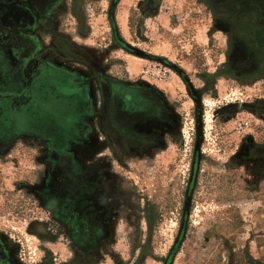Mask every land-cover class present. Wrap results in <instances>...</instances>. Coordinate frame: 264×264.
Segmentation results:
<instances>
[{
  "label": "rangeland",
  "instance_id": "1",
  "mask_svg": "<svg viewBox=\"0 0 264 264\" xmlns=\"http://www.w3.org/2000/svg\"><path fill=\"white\" fill-rule=\"evenodd\" d=\"M252 1L0 0V264H264Z\"/></svg>",
  "mask_w": 264,
  "mask_h": 264
},
{
  "label": "trees",
  "instance_id": "2",
  "mask_svg": "<svg viewBox=\"0 0 264 264\" xmlns=\"http://www.w3.org/2000/svg\"><path fill=\"white\" fill-rule=\"evenodd\" d=\"M263 0H253L251 3H249L248 5V14L247 15H243L241 17V20L245 21V20H251L252 21V25L254 27V31L256 33L257 36H263L264 35V5L261 6ZM229 11H232L231 14L234 13V16L237 15V13L240 14H244V11L242 10L241 12L239 11H235L232 10L231 8L229 9ZM237 20V18H236ZM261 44H264V42H260ZM52 90H50L49 92H51ZM35 95L32 96L31 102L35 100ZM38 99V98H37ZM55 101V102H54ZM51 102H53V105L56 103V100H54L53 98H51ZM30 105H32V103H30ZM184 239V234L183 233H179V235L176 237V240L169 252V258L173 257L175 254H177L180 251L181 245H182V241Z\"/></svg>",
  "mask_w": 264,
  "mask_h": 264
},
{
  "label": "built area",
  "instance_id": "3",
  "mask_svg": "<svg viewBox=\"0 0 264 264\" xmlns=\"http://www.w3.org/2000/svg\"><path fill=\"white\" fill-rule=\"evenodd\" d=\"M149 75L151 80L160 81V82H165L170 77L169 71L165 68L164 69L154 68V70L143 69L141 71V78H145V77L149 78Z\"/></svg>",
  "mask_w": 264,
  "mask_h": 264
},
{
  "label": "flooded vegetation",
  "instance_id": "4",
  "mask_svg": "<svg viewBox=\"0 0 264 264\" xmlns=\"http://www.w3.org/2000/svg\"><path fill=\"white\" fill-rule=\"evenodd\" d=\"M129 97V96H128ZM129 100L126 102V99H124V101H123V103L122 104H120L119 106H123V107H125V109L126 110H124L123 112H125L126 114H127V112H129L128 114H133V112H135L134 110H133V106H130V105H128L129 104ZM115 103H116V100H115ZM128 103V104H127ZM141 107H143V106H141ZM141 107H137V108H139V110H141ZM120 109V108H119ZM122 110V109H121Z\"/></svg>",
  "mask_w": 264,
  "mask_h": 264
},
{
  "label": "crops",
  "instance_id": "5",
  "mask_svg": "<svg viewBox=\"0 0 264 264\" xmlns=\"http://www.w3.org/2000/svg\"><path fill=\"white\" fill-rule=\"evenodd\" d=\"M127 72L129 71L128 69L126 70ZM129 73V72H128Z\"/></svg>",
  "mask_w": 264,
  "mask_h": 264
}]
</instances>
